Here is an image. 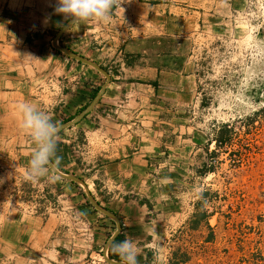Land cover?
Wrapping results in <instances>:
<instances>
[{
	"label": "rangeland",
	"instance_id": "374dc122",
	"mask_svg": "<svg viewBox=\"0 0 264 264\" xmlns=\"http://www.w3.org/2000/svg\"><path fill=\"white\" fill-rule=\"evenodd\" d=\"M162 1L124 0L110 21H94L93 46L72 30L61 36L60 47L101 63L114 88L58 134L51 162L123 218L138 264H264V0H168L169 19L157 21L144 9ZM55 3L0 0V80L27 86L28 103L60 127L106 78L53 47L67 23ZM152 54L169 71L165 100L149 92L150 76L134 75ZM80 88L93 96L83 100ZM21 121L19 108L0 106V218L55 215L62 259L53 264H110L104 249L116 222L49 165L30 177L35 145Z\"/></svg>",
	"mask_w": 264,
	"mask_h": 264
},
{
	"label": "crops",
	"instance_id": "0c3cea01",
	"mask_svg": "<svg viewBox=\"0 0 264 264\" xmlns=\"http://www.w3.org/2000/svg\"><path fill=\"white\" fill-rule=\"evenodd\" d=\"M146 6L147 7H145L144 10L147 13H150L152 19L157 21H166L169 19L168 0L162 1V4H146ZM137 7L140 8L141 10H143L144 8L141 6V4H139ZM93 24L94 21L81 22L80 24L74 26L71 30L72 32H75V34L79 33L80 37L83 35L84 37H89L90 40L88 41L86 38V41H88L89 44L93 46V40L95 37H93V35L90 33L92 32L91 30L93 29L92 28ZM66 48L67 50H70L68 47ZM149 56L150 58L146 60L147 68H144V70H138V68L136 67L134 71V75L139 74L140 76L142 75L150 76L151 78L150 80L152 83H150V85L147 86L149 92L156 95L159 99L165 100L167 97H169V82L167 80L169 78V71L166 70V68L154 63L156 62L155 59H159L162 56L156 54L155 55L152 54ZM83 58H86L87 60L89 59L90 61H93L97 65L101 66V63H99L95 59L89 58L88 56H83ZM132 58L133 57H130L129 59ZM129 59H126V61L128 63H131V60L129 61ZM68 64L69 63H67V65ZM125 65L126 63H123V67H125ZM123 71L128 72L125 68H123ZM71 75H72V71L67 76L70 78ZM0 84H2L5 87L8 86L13 87L10 90H2V91L0 90V106L2 105L6 109H11V108L18 109L20 104L28 103L30 92L26 90L27 86H24L23 83L21 82L17 83L13 80V77L6 76L5 78H2L0 80ZM113 84L114 83L112 82L111 85L107 88L105 94L101 99L102 103H104L106 101V98H108L111 95V91L114 88ZM21 85L25 89L21 88L20 87ZM14 88L17 89V91H15ZM90 88L93 87L91 86ZM79 91L81 92L79 93L80 95L84 93L86 94V97L85 98L76 97L77 99L82 98L83 100L84 99L88 100L87 98L88 95L89 97L93 96L91 89L81 90L80 88ZM79 107H82V104L76 106L75 111L72 114L73 116L77 114ZM137 154L139 153H133L132 157L136 156ZM124 156L126 157V155ZM139 159H140L139 157L138 158L135 157L132 160H139ZM132 160L131 159L124 160L121 163L118 162L113 164L111 167L112 168L116 167L118 170L119 168H121L120 166H129L134 164L133 163L134 161L132 162ZM111 167L108 164L107 170H112ZM110 213L117 216L120 222L122 223L124 222L123 218H121V216L117 214L116 211L114 212L110 211ZM60 229H61L60 222L55 215L49 217H43V215H34L28 212L26 213L15 212L11 215H7L4 216L3 218H0V263L31 264L33 261H37V260L47 262L48 264L59 262L60 259H62L61 257L62 238H61ZM124 231H122V233H124ZM108 235L110 236V234ZM63 262H64L63 264H65V260ZM68 264H71V261Z\"/></svg>",
	"mask_w": 264,
	"mask_h": 264
},
{
	"label": "clouds",
	"instance_id": "9594fccd",
	"mask_svg": "<svg viewBox=\"0 0 264 264\" xmlns=\"http://www.w3.org/2000/svg\"><path fill=\"white\" fill-rule=\"evenodd\" d=\"M123 2L124 0H56L54 11L67 21L64 27L66 31H70L81 22L110 21L113 8L124 10L121 7ZM19 110L22 113L20 127L31 136L35 145L28 171L31 178H36L48 172L47 165L55 155L59 127L52 122L49 114L35 104H20ZM110 249L120 257L123 264H138L136 245L132 240L112 243Z\"/></svg>",
	"mask_w": 264,
	"mask_h": 264
},
{
	"label": "water",
	"instance_id": "95a60500",
	"mask_svg": "<svg viewBox=\"0 0 264 264\" xmlns=\"http://www.w3.org/2000/svg\"><path fill=\"white\" fill-rule=\"evenodd\" d=\"M66 32L65 27H63V29L60 30V32L56 35V37L53 39V47L57 50H59L60 52H62L65 56L80 62L82 64H85L87 66H90L94 69H96L97 71H99L100 73H102L104 75V77L106 78V83L102 86V88L100 89V91L98 92V94L96 95V97L94 98L93 102L89 105V107H87L80 115H78L75 119H73L72 121L62 125L59 127V133L63 132L64 130L70 129L74 126H76L78 123H80L83 119H85L95 108L96 106L99 104V102L101 101V98L103 97V95L106 92V89L109 87V85L112 82V78L110 76V74L104 69L102 68L100 65H97L96 63L89 61L83 57H80L78 55H76L75 53L70 52L69 50L62 48L59 46L58 42L61 38V36ZM49 166L51 168V170L53 171V173L55 175H57L58 177H60L61 179L64 180H68L77 184L82 185L87 193V197L90 201V203L92 204V206L98 210L99 212L103 213L105 216L109 217L110 219H112L113 221L116 222L117 224V231L114 235H112V237L109 239V241L107 242L105 249H104V257L106 259V261L110 264H123L121 262L118 261H114L111 260L109 258V249H110V245L115 241V239L122 233V224L119 220V218L117 216H115L114 214L108 212L107 210L101 208L93 199L87 185L85 184V182L79 178L64 174L62 172H60L51 162L49 163Z\"/></svg>",
	"mask_w": 264,
	"mask_h": 264
},
{
	"label": "trees",
	"instance_id": "16d2710c",
	"mask_svg": "<svg viewBox=\"0 0 264 264\" xmlns=\"http://www.w3.org/2000/svg\"><path fill=\"white\" fill-rule=\"evenodd\" d=\"M100 91V89H98L96 92H95V94H94V97L97 95V93ZM224 143H221V145H223ZM125 240V236L123 235V233H121L116 239H115V241L113 242V243H120V242H122V241H124ZM108 255H109V258L111 259V260H114V261H118V262H120L121 261V259H120V257L118 256V255H116L115 253H113L112 251H111V249H109V253H108Z\"/></svg>",
	"mask_w": 264,
	"mask_h": 264
}]
</instances>
